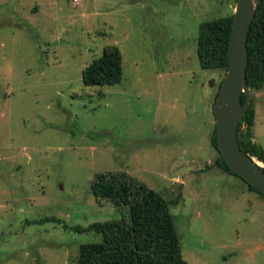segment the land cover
Instances as JSON below:
<instances>
[{
    "label": "rangeland",
    "instance_id": "rangeland-1",
    "mask_svg": "<svg viewBox=\"0 0 264 264\" xmlns=\"http://www.w3.org/2000/svg\"><path fill=\"white\" fill-rule=\"evenodd\" d=\"M236 0H0V264H76L98 172H126L170 201L188 264H264V197L216 165L213 105L224 69L203 70L202 21ZM117 46L123 77L85 85ZM264 150V85L250 90ZM264 167V161L256 159Z\"/></svg>",
    "mask_w": 264,
    "mask_h": 264
},
{
    "label": "trees",
    "instance_id": "trees-1",
    "mask_svg": "<svg viewBox=\"0 0 264 264\" xmlns=\"http://www.w3.org/2000/svg\"><path fill=\"white\" fill-rule=\"evenodd\" d=\"M232 23L233 14L199 24L196 51L203 70H227ZM247 49L246 80L250 90L258 91L264 85V0H260L256 7L247 34ZM122 77V55L117 46L103 48L102 54L82 69L85 85L117 84ZM244 100L245 95L242 93L241 102ZM254 115L251 100L237 127V137L245 153L263 162V148L252 141ZM211 140L218 151L216 165L234 174L217 148L216 127ZM247 185L250 190L264 197L257 188L249 183ZM91 189L99 202L109 200L114 206L123 209L124 216L121 219L92 222L86 227L73 226L76 231H94L102 236L101 241L80 244L76 264H188L182 256L169 209L171 202L159 192L129 173L112 171L96 173Z\"/></svg>",
    "mask_w": 264,
    "mask_h": 264
},
{
    "label": "water",
    "instance_id": "water-1",
    "mask_svg": "<svg viewBox=\"0 0 264 264\" xmlns=\"http://www.w3.org/2000/svg\"><path fill=\"white\" fill-rule=\"evenodd\" d=\"M260 0H236L228 46V68L213 105L217 148L230 171L264 195V170L238 142L237 127L250 102L246 80L247 34ZM245 95L241 102V94ZM252 141L255 142L254 138Z\"/></svg>",
    "mask_w": 264,
    "mask_h": 264
}]
</instances>
